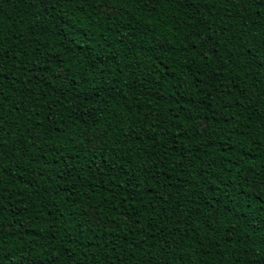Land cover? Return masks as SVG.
Returning <instances> with one entry per match:
<instances>
[{
    "label": "trees",
    "instance_id": "16d2710c",
    "mask_svg": "<svg viewBox=\"0 0 264 264\" xmlns=\"http://www.w3.org/2000/svg\"><path fill=\"white\" fill-rule=\"evenodd\" d=\"M0 0V264H264V11Z\"/></svg>",
    "mask_w": 264,
    "mask_h": 264
},
{
    "label": "snow or ice",
    "instance_id": "6c2138e0",
    "mask_svg": "<svg viewBox=\"0 0 264 264\" xmlns=\"http://www.w3.org/2000/svg\"><path fill=\"white\" fill-rule=\"evenodd\" d=\"M97 3L101 2V0H96ZM149 2H151L152 7L155 9V7L157 5H161L164 4L166 2H169V0H144L145 4H148ZM254 3L258 4V13L260 11H264V0H253ZM0 31H2V29H0ZM0 259H2V257H0Z\"/></svg>",
    "mask_w": 264,
    "mask_h": 264
}]
</instances>
